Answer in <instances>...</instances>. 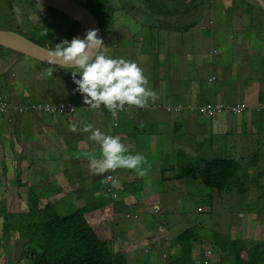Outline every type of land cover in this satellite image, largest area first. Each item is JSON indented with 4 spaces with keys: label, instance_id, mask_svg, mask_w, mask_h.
I'll list each match as a JSON object with an SVG mask.
<instances>
[{
    "label": "rangeland",
    "instance_id": "1",
    "mask_svg": "<svg viewBox=\"0 0 264 264\" xmlns=\"http://www.w3.org/2000/svg\"><path fill=\"white\" fill-rule=\"evenodd\" d=\"M109 1L118 11L112 12V18L109 20L112 22V30L108 25L104 26L102 18L98 16L100 25L104 27L102 29L104 47L101 51L112 58L135 61L144 70V74L149 80L148 86L151 89L154 87V91L158 95L161 94V99L155 101L157 106L167 104L198 106L200 103L214 99L225 102L226 96L215 98V93L222 83L223 74L219 80H210L213 75L218 73V61L224 53L220 39L227 35L246 36V33L251 34L252 37H255L257 33V36L264 38V5L259 0H236L233 3L230 0H212L210 4L215 6L216 11L206 12L200 22L188 29L159 28L153 25L154 22L149 24L144 22L147 18V11L144 9L141 11L142 2L141 7L136 9L129 3L130 0H126L128 1V8L123 13L120 11L121 1ZM169 3L171 4L169 10L172 12H176L178 8L184 10L188 7V3L183 0H169ZM47 7L36 0H0V30L27 33L41 27L47 30L55 29L57 34L63 36L70 32V37H64L63 40L73 38L77 34V25L70 24L68 15H63L57 10H49ZM235 12H238L237 16L234 15ZM237 48L241 59L248 58L254 61L257 57L252 46L243 47L242 43L237 45ZM214 49H217V52L211 53ZM7 50L9 52L5 55L6 58H0V95H4L13 105L35 106L36 108L26 113L10 111L0 114V205L17 204L14 199H21L22 197L18 196L21 194H24L23 199L26 197L28 191L22 185V178L28 186L35 188L38 192H41L42 189L44 194L50 196L57 193L55 199L61 196L69 197L67 193H61L64 189H69L71 191L70 196L79 195L88 205L103 201L109 195L106 190H102L104 187L107 188L108 183L102 184L100 178L95 177L93 182L94 187L100 186L99 191L102 192V199L96 201L94 193L83 192L82 186L79 189H74V187L71 189V181L67 178H64L60 183L56 177L53 179V175L50 174L48 178L52 181L43 180L46 172L44 170H41L43 172L38 171V165L33 166L37 152H30L31 148H35L30 143L31 141L42 142V139L47 137L55 139L57 148L51 149L49 152L62 162L60 154L64 146L61 148L59 141L62 138L65 141H72L74 135L79 133L70 131L65 122L61 125L59 124L60 121L58 124L50 122V125L60 127L56 130L57 132L53 133L49 130L40 129L33 121L25 122V120L30 114L34 118L40 116L38 106L42 100L51 103L52 95L60 97L63 94L67 96L68 81L75 85L71 87V91L78 94V98L75 99L76 104L71 102L69 105L72 111L69 110L68 112L72 115L73 121L72 123L71 120H67L70 124L83 127L84 123H91L94 127L99 128L100 118H103L106 119L105 123L110 125V131L113 124L122 125L121 123L127 118L126 116L128 118L129 116H137L141 114L139 111L143 108L127 107L126 111L118 112V119H114L104 105H101L100 110H90L89 105L84 103L83 94L75 91L78 86L73 80L72 71L76 69H65L55 64L46 63L17 50L8 49V47ZM231 66L227 65L225 68L231 71ZM49 68H52L51 73ZM258 68L254 64L250 66V78L248 79L237 80L238 77H245L244 72H238L236 74L238 77L232 74L229 81L231 91L234 93L235 88V93H238L247 85L245 80H255L260 74ZM79 78L80 74L77 73V79ZM63 95L57 102L65 101L62 99L64 98ZM152 104L154 105V103ZM225 104L238 105L237 103L231 104V102L229 104L225 102ZM245 104L247 103L245 102ZM146 108H150V104ZM257 110L264 111V108L257 107ZM158 112H161V109ZM50 115L56 117L58 114ZM64 116L67 117V115ZM164 116L166 118H164L163 125L155 127V136L148 141L151 145L150 150H153L149 161L153 162L154 168L148 171L146 181H149L148 185L145 184L147 189L160 194L161 210L153 207L150 213L142 211L138 216V218L147 216L150 224L143 227L147 232L157 231L153 233L155 237L159 235V240L156 243L158 245L157 253L164 252V250L172 251L173 249L169 246L177 241L182 232L188 228L191 229L192 226L195 227V231H193L195 236L204 238V245L195 244L196 255L202 257L203 254L200 252L204 248V255L208 256V264H220L221 257L218 249L214 247V236L224 229L225 236L229 237L232 231V228L228 226L229 222H240L235 236H247L250 238L247 242L264 240V113L259 112L257 117L251 118L249 112L242 114L234 112L218 114L216 112L212 114L213 119H211L207 118V115H205L206 117L199 115L196 110H184L171 114L164 113ZM224 118L227 119L231 129L238 130L245 135V138L237 143L242 147L243 152H247L249 149L253 150L250 159H244L243 155L231 151L230 140L232 141V138L220 136L222 132L220 120ZM60 120L62 119L60 118ZM178 120L184 126L174 134V123ZM217 120L219 122L218 128L213 130L211 124ZM147 131L152 132L153 130L151 128ZM89 135L83 132L82 142L85 144H83V152L80 154V156L83 155L82 161L87 162L88 167L89 159L85 153H94L97 156L100 153L99 145L89 140ZM117 135L124 139L122 143L128 147L130 153H137L133 151L134 147L131 146L125 134L121 132ZM133 140L131 138V142ZM197 142L200 143L199 151L202 157L209 158L207 160L232 157L241 164L238 176L242 180L243 191L234 188L231 191L220 192L202 187L201 182L191 186L183 180L174 178L176 171L171 167V164L177 162L176 155L180 154L176 153L174 148L185 150L186 144ZM232 146L237 148L235 143H232ZM20 149H22V153L18 152ZM24 153L27 156L24 157ZM185 155L187 161L195 158L191 156L188 150H186ZM145 167L147 166L145 165ZM78 168L80 169L79 166ZM39 172L44 186L38 190L33 184V179L39 182L37 178ZM116 173L118 176L132 175V177H136L134 170L125 168L106 173L105 176H112ZM91 175L92 172L89 168V176ZM14 183H17L18 186H12ZM90 183L92 184V182ZM100 192L97 197H99ZM139 198H141V192ZM73 204L70 200V202L60 204V207L65 213H69L76 208ZM79 205L81 204L78 203ZM120 213L123 214L122 218L125 220V224L136 216L135 211L125 212L121 210ZM223 220L226 224L222 227L221 222ZM241 223L244 224L243 227ZM2 227L0 221V237L3 238ZM122 228L127 227L120 226L116 229L119 232H114L110 229L109 223V229H106L104 235L113 238L117 243L125 242L126 233ZM108 230L112 231V236ZM114 235H116V239ZM184 235L183 240L186 239V231ZM133 237L140 238L137 234ZM14 244L16 245L17 242L11 244L7 239L0 240V252L3 251L5 254V259L0 261V264L24 263L23 259H18L20 251L17 248L12 249L14 254L8 253L9 247ZM174 244L178 250L180 245ZM146 249L150 248L147 247ZM145 263L150 264V262ZM197 264H202L201 258L197 260Z\"/></svg>",
    "mask_w": 264,
    "mask_h": 264
},
{
    "label": "trees",
    "instance_id": "2",
    "mask_svg": "<svg viewBox=\"0 0 264 264\" xmlns=\"http://www.w3.org/2000/svg\"><path fill=\"white\" fill-rule=\"evenodd\" d=\"M77 1L85 4L97 17H101L104 26L108 25L112 30V22H109V20L112 18V12L118 11L114 8L112 2L109 0ZM183 1L188 3V7L184 10L178 8L176 12H172L169 10L171 5L169 0H139V2L143 3L144 11H147V18L144 22L148 24L154 22V26L163 28L167 26L159 20L168 22L171 21L174 16L180 18L182 14L186 21L181 27L188 29L201 21V18L205 16L210 8V2L212 0ZM47 8L49 10H57L49 6ZM57 11L61 12L63 15H67L60 10ZM120 11L123 13L125 12L123 7H121ZM69 17L67 18L70 20V24L77 25V34L74 37L83 38L82 23L71 16ZM191 19L194 20L191 21ZM101 28L103 29L104 27L101 26ZM44 30L45 29L38 27L32 32L20 33L34 42L52 49L55 48L56 44L61 43L64 37H70V32L63 36L57 34L55 29L48 30L47 35H41ZM71 39H69V41H71ZM8 52L6 46L0 45V58H6L5 55ZM67 83L68 88H66V92L68 95L64 96L62 94L64 96L62 99L65 101L57 102L62 95H60V97L52 95L53 100L51 103H56L58 105L63 104L64 106H67V104L71 102L76 104L75 99L78 98V94L71 91V87L75 85L72 84L71 81ZM152 90H155V88L153 87ZM2 98H4V95H0V100ZM209 102L215 104L220 101L213 100ZM149 104L150 108L145 107L140 111L144 113L149 112L148 121L153 131L155 128L152 126L159 123L154 121L153 118L158 119L159 117L161 118L160 122L163 123L164 118H166L164 113L171 114L172 112H183L184 110H196L199 115H203L198 107L188 108L183 104L157 106L156 102L154 103L155 106L151 102H149ZM188 105L190 106L191 104ZM178 106H181V108L177 109ZM170 107L172 109H170ZM159 109H161V112H158ZM68 111L67 108V110L64 109V112L59 111L58 114L70 115ZM207 118L212 119V117ZM176 122L178 125L173 132L174 134L179 132L184 126L181 121L178 120ZM129 124L130 127L134 128L133 118L130 119ZM44 130H49V127L46 126ZM128 132L131 134L134 132V129ZM149 134H151V132H149ZM241 135L245 138L243 134ZM45 143H47L48 150L57 148V144L50 139L45 141ZM148 144L150 148L141 147L140 154L144 155L149 162L153 150H150L151 145L149 142ZM153 145L155 146V144ZM174 149L176 153L178 152L181 154V158L180 154H177V162L171 164V167L176 171V175L174 176L175 179L183 180L191 186L201 182L202 187H208L210 190H218L220 192L231 191L234 188H238L241 191L244 190V187L241 186L242 180L238 176L241 164L232 157H219L207 160L209 158L199 155L193 160L187 161L185 155L187 150L186 147L185 150ZM18 151L21 152L22 149ZM47 171H49L48 168ZM22 185L28 191V194L24 197L25 200L23 199L24 194H21L18 195L22 197L21 199H14V201H17V204L0 205V221L3 225V238L0 237V240L7 239L11 244L17 242L16 245L14 244L9 247L8 253L14 254L12 249L17 248L20 251V257L18 259H23V264H127V252L130 249L128 248L130 245H138L139 247L141 244H150V242L152 244V237L150 236H147L146 240H136V237H133L132 243L124 246V249L120 250L116 249L117 244L115 245L113 238L104 235L106 229H109V217H112L111 212H116L117 214L115 216L120 217L121 210L133 212L140 209L139 207L141 204H145L142 197L143 194L148 195V189L143 182V178L139 176L124 183L123 190L127 196L120 202H113L111 196L108 195L110 200L104 199L101 202L97 201L93 205H88L79 195L70 196L71 191L68 189L64 190H68L66 193L70 198L68 196H61L62 198L55 199L57 194L50 196L38 192L35 188L28 186L23 178ZM140 192L141 198H139ZM70 200H72L76 208L69 213H65L60 207V204H65V202H70ZM78 203L81 205L78 206ZM19 207L21 208L19 209ZM107 208H109L108 214L106 213ZM108 233L112 236L111 230H108ZM136 234L135 232L134 235ZM183 234H185V232ZM182 240L183 238L180 240V243H182V248L180 250L183 254H178L173 259L170 258L171 255H166L167 258L171 260H161L160 264H197L199 258H201L202 264H208L209 261L206 263V258L204 257V248L200 252L203 254L202 257L197 256L193 252V242H197V237L194 233L188 230L186 232V239ZM247 241L231 240L229 238L222 240L219 238L218 234H216L214 236V247L218 249L221 257L219 263L264 264V240L259 242ZM203 244L204 239L201 242V245ZM149 251L150 250H148L147 253ZM4 259L5 254L1 251L0 261ZM148 262L147 260V263ZM18 264L22 263L19 262Z\"/></svg>",
    "mask_w": 264,
    "mask_h": 264
},
{
    "label": "crops",
    "instance_id": "3",
    "mask_svg": "<svg viewBox=\"0 0 264 264\" xmlns=\"http://www.w3.org/2000/svg\"><path fill=\"white\" fill-rule=\"evenodd\" d=\"M230 1H231V3H233L236 0H230ZM261 4H262V2H261ZM215 11H216L215 6L213 5V6H210V8L208 9L207 12L212 13ZM263 14H264V12H263ZM234 15L237 16L238 12H235ZM220 41L222 42V48L224 49V53L218 61V65H219L218 73L216 75H213V77H215V80H219L220 76L223 74V79H222V83L219 85L218 91L215 93V98H217V97L222 98L223 96H226L227 98L225 99V102H231V104H233V103L241 104V103L246 102L250 107L245 111V113L249 112V116H251V118L257 117L259 112L264 113V111H259L256 109L257 107H259V108L264 107V38L257 36V33H256L255 37H252L251 34L246 33V36L227 35L223 39H220ZM242 43H243V47H249V46L253 47V51L257 54V57L255 58L254 61L251 59H248V58H244V59L239 58V52H238L237 45L242 44ZM253 64L259 67L258 71L260 74L257 75V78L255 80H245V83L247 84L245 86V88L243 90L240 89L238 91V93H235V88H234V93H233L231 91V86L229 85L230 76L232 74L237 76L236 74L238 72H244L245 77L239 78L237 76L238 77L237 80L239 81L241 79L250 78V75H249L250 71L249 70H250V66ZM227 65H232L231 71H228L225 68V66H227ZM239 88H241V87L239 86ZM158 97H159L158 99H161V94H159ZM232 98H233V101H232ZM209 101H213V100H209ZM206 102H208V101H206ZM206 102H204V103H206ZM200 104H203V103H200ZM139 112H141V111H139ZM148 113L149 112H147V113L141 112V114H139L137 116H133V117L129 116V118H128V116H126L127 118H125L124 122L121 123L122 125L113 124L112 130H110V131H109L110 125L108 123H105L106 119L100 118L101 122L99 123V129L102 132H105L107 134H111L114 136L117 134H121V132H122L123 134H125L127 136L126 138H128L131 146L134 147L133 151L137 152V153H141V147L150 148L148 141L151 140L155 136L154 131H152L151 134H149V131H147V129H151V125L148 121ZM71 116L72 115H67V117H68V119H67V117H65L63 114H58L55 117V115L40 113V116L38 118H34V116L32 114H30L27 116L25 122L33 121L42 130H44L45 127L48 126L50 132L55 133V132H57L56 130L60 127L50 125L49 123L54 122L55 124H58V122L60 121L59 124L61 125L63 122H65L66 125L68 126L69 130H70V125H72V124L68 123L67 120H71V122L73 123ZM60 118L62 120H60ZM132 118L134 120V128L130 127V124H129L130 119H132ZM153 120L159 122L157 125L152 126L153 128H155V126L157 127V126L163 125V123L160 122L161 118H159V117H158V119L153 118ZM220 121H221L220 122L221 123V129H222L220 136L226 137V138H232V141L230 140V145H231L230 147H232L231 151H234L236 154L243 155L244 159L245 158L250 159L251 158L250 154L253 153V150L249 149L247 152H243L242 147L237 143L239 140L244 139V137L241 135L243 133L238 131V130H231L226 118L221 119ZM174 124H175V128H176V126L178 125L177 122H175ZM180 124H182V123H180ZM218 125H219L218 120L214 121L211 124V128L213 130H216L218 128ZM81 127L82 126L78 125V128H81ZM132 129H134V132L130 134L128 131H131ZM234 129H236V128H234ZM77 132L79 134H75L72 141H67V140L65 141L63 138L61 141H59L60 147L62 148V146H64L63 151L60 154V157L62 158V162L59 159H57L56 157H53L51 155V153L47 149V143H45V141H47L48 139H50L53 142L55 141V139H53L51 137H47V138H43L42 142L31 141L30 143L33 144L34 145L33 147H35V148H31L30 152L31 151L37 152L36 158L33 160V166L38 165V171L44 170L46 172V175L44 176L43 180L49 179L48 176L50 174L53 175V179H54V177H56L60 183L62 182V180L64 178H67L71 181V183H70L71 189L73 187H74V189H79V187L82 186L83 192H87V193L92 192V193H94V197L96 198V199L95 198L94 199L96 201L101 200L102 199L101 198L102 192L99 191L100 186L98 188H95L94 187L95 185H93V182H94L95 177L100 178L102 181V179L105 178V175L104 176H98V175L92 174L91 176H89L88 164H87V162L82 161L83 155L80 156V154L83 152L82 146H83V144H85L84 142H82L83 132L79 131V130ZM239 133H241V134H239ZM86 134H89V133H86ZM213 134H215V133L213 132ZM131 138L134 139L133 142H131ZM123 140L124 139L121 138V142ZM63 141H64V143H63ZM25 143H27V142H25ZM232 143H235L237 148L233 147ZM185 147L187 148V150L189 151V153L191 154L192 157H196V156L201 155V153L199 151V148H200L199 142H197L195 144H192V143L186 144ZM98 150L100 151V148ZM28 151H29V149L27 150V152ZM18 152H20V151H18ZM20 153H22V151ZM25 156H27L26 153H24V157ZM233 159H235V158H233ZM63 161H66V162H63ZM149 163L151 164L150 169L152 170L154 168L153 162L149 161ZM33 166L31 165V168ZM78 166L80 167L81 170L78 168ZM47 168L49 169V171H47ZM41 172H43V171H41ZM73 173H74V176H73ZM40 176H41V174L39 172V174H37V178H38L39 182H37L36 180L33 179V184L35 185V187L38 190L42 186H44V185H42V178ZM137 176L138 175L136 174V177ZM136 177H132V175H126L124 177L120 176V180L122 182V189L120 192L119 199L115 202H120L122 199H124L127 196L123 190L124 183L127 182L128 180H133ZM147 177L148 176L143 177V182L146 185H148L147 183L149 181V180L146 181ZM50 181H52V180H50ZM74 181H76V182L74 183ZM90 182H92V184ZM12 186H14V187L17 186V183L12 184ZM68 190H63V191H61V193L66 194V192ZM94 190H97V191H94ZM102 190H104V188ZM75 191H78V190H75ZM41 192H42V189H41ZM99 192H100V195H99V197H97ZM42 193H44V192H42ZM145 196L146 195L143 194V197H142L143 202L145 204H141V206L139 207L140 209H138V212L146 211L147 213H150L154 206H158L159 208H161V205L159 204V201L161 200V196L159 193H157L156 191H150L148 189V195L146 197ZM144 197H145V199H144ZM78 199H79V197H78ZM108 199L110 200V198L107 196L106 200H108ZM151 203H153V204H151ZM108 209L109 208L106 209L107 214H108ZM113 213H116V212H111V216ZM143 217L144 218H142L140 216L138 219H131L130 221H128L127 224H125V220L122 218V216L117 217L113 214L112 217H109L110 229L113 230L114 232H119L116 230V228H118L120 226L127 227V228H122V230L126 233V237L124 238L125 242L123 241L122 244H119L113 239L115 241V245L117 244L116 249L122 250V249H124V246L130 245L133 241V235L135 232L137 233V235L140 236V238H136V240H141V239L146 240L147 236L152 237V244L150 242L149 245L141 244V246H139V247H138V245H130L128 247L130 249L127 252V258H128L127 264H146L145 262H147V260L150 262V264H157L161 260H166V261L171 260V259L175 258L178 254H183V252H181V250H180L182 248V243H180L181 242L180 240L185 237V235L183 234L185 231L187 232L189 230L193 233V231H195L194 226H192L191 229L188 228L187 230L182 232L178 236L177 241L173 242V244H171V246H169L173 249L172 251L164 250V252L157 253L156 249H157L158 245L156 243L159 240V235H158V237H155L153 235V233L157 232L156 230L152 231V233H149L143 228L147 224H150V222L147 220V216H143ZM225 224H226V222H225V220H223L221 222L222 227ZM250 224L252 225V223H250ZM159 225H161V224H159ZM239 225H240V222H229L228 226H229V228H232L231 235L229 237H226L224 234L225 231H224V229H222L221 232H218L219 238L222 240L229 238L231 240H243V241H247L248 239H250L247 236H244V237L243 236H235V234L237 233L236 230L239 228ZM243 225L244 224L241 223L242 227H243ZM167 228H168V226H167ZM173 237H176V236H173ZM262 237H263V235H262ZM114 238L116 239V235H114ZM206 238H208V237H206ZM203 239H204L203 237L201 238L199 236V237H197V242H193V244H194L193 252L195 254H197V252H195V244L198 243V245H201V242L203 241ZM255 240H258V239L255 238ZM174 243L180 245L178 250H176ZM147 247L150 249H146ZM148 250H150V251L147 253ZM165 254L167 256L171 255L170 256L171 259L170 258L168 259L167 256L164 257ZM146 258H148V259H146ZM145 259H146V261H145ZM156 261H157V263H156Z\"/></svg>",
    "mask_w": 264,
    "mask_h": 264
},
{
    "label": "clouds",
    "instance_id": "4",
    "mask_svg": "<svg viewBox=\"0 0 264 264\" xmlns=\"http://www.w3.org/2000/svg\"><path fill=\"white\" fill-rule=\"evenodd\" d=\"M192 20L194 19H191V21ZM185 21V18H183L181 14L180 18L174 16L171 21H162V23L170 28H183L181 25H184ZM47 31L48 30L45 29L41 35H47ZM97 32V29L88 30L83 38L74 37L71 41L65 39L61 43L56 44L55 48L49 51V63L65 69H76L72 71L73 80L78 86L75 91L83 94L84 103L89 105L88 108L90 110H100L101 105H104L115 119L118 112L126 111L128 109L127 107L135 106L145 108L148 107L150 101L155 103L159 97L158 94L148 86L149 80L145 76L144 70L133 60L112 58L101 51L104 47V42L98 37ZM216 52L217 49L211 51V53ZM49 72H52V68H49ZM77 73L80 74L79 79H77ZM210 80H215V77L210 78ZM0 102L8 104V110L3 113L0 112V114H5L10 111L26 113L36 108L35 106L13 105L6 97L2 98ZM42 102L44 103H40L38 106L40 113L58 114L59 111L64 112V110H60L63 104H52L44 100H42ZM210 103L211 102L208 101L198 106L193 104L190 106L200 109V107ZM223 103L226 105L225 102H222V104ZM227 103L229 104L230 102ZM238 105H246L245 110L238 114L244 113L250 107L245 103ZM187 107H189V105H187ZM225 112L226 111L218 112V114H223ZM202 114L206 115V113ZM78 130L89 133L88 139L95 142L100 147L99 156L94 153H85L89 159V168L93 175L104 176L106 173L114 172L119 168H125L134 170L141 178L147 176L148 170L151 168V164L148 162L147 158L140 153H130L128 147L121 142L120 136L102 132L91 123H84L81 128H78L77 124L70 125V131L76 132ZM145 165L147 167H145ZM115 176L118 180L114 179L111 175H107L101 181L102 184L108 183L107 188L109 182H111L113 188H116L117 194H111L108 189L104 187V190L109 193L113 202L119 199L122 189L120 176H118L117 173ZM154 208L161 209L158 206H154ZM135 212L136 216L132 219H137L141 213L138 212V210ZM116 214L117 213H114V215ZM119 216H122V213H120ZM164 257H166V255H164ZM204 257L206 258L205 255Z\"/></svg>",
    "mask_w": 264,
    "mask_h": 264
},
{
    "label": "water",
    "instance_id": "5",
    "mask_svg": "<svg viewBox=\"0 0 264 264\" xmlns=\"http://www.w3.org/2000/svg\"><path fill=\"white\" fill-rule=\"evenodd\" d=\"M39 3L53 7L78 20L83 25V37L88 30L97 29V35L103 40L101 25L97 16L84 4L76 0H36ZM262 4H264V0ZM162 22V20H159ZM0 45L6 46L30 57L49 63V51L53 50L40 45L25 35L13 30H0Z\"/></svg>",
    "mask_w": 264,
    "mask_h": 264
},
{
    "label": "built area",
    "instance_id": "6",
    "mask_svg": "<svg viewBox=\"0 0 264 264\" xmlns=\"http://www.w3.org/2000/svg\"><path fill=\"white\" fill-rule=\"evenodd\" d=\"M69 104H67V106H61V111L62 110H71L72 111V108L71 106H69ZM245 107L246 105H222V104H207L206 106H203V107H200V110L202 113H206L207 116H212L213 113H216V112H223V111H226V112H234V113H241L245 110ZM181 106H178L177 109H180ZM188 108H192V106H189ZM170 109H172L170 107ZM8 110V104L5 103V102H0V112L3 113V112H6ZM112 177L116 180H118L115 176V174L112 175ZM108 191L113 194V193H116V188H113L111 186V182H109V186H108ZM208 262V256H206V263Z\"/></svg>",
    "mask_w": 264,
    "mask_h": 264
},
{
    "label": "flooded vegetation",
    "instance_id": "7",
    "mask_svg": "<svg viewBox=\"0 0 264 264\" xmlns=\"http://www.w3.org/2000/svg\"><path fill=\"white\" fill-rule=\"evenodd\" d=\"M77 1V0H76ZM118 1H121V3H120V5H121V7H123L124 8V10L126 11L127 10V3H128V1H126V0H118ZM79 2V1H78ZM129 3L132 5V6H135L136 7V9H138V8H140L141 7V2H139V0H130L129 1ZM50 7V6H49ZM53 8V7H52ZM143 8H141V11H143L142 10Z\"/></svg>",
    "mask_w": 264,
    "mask_h": 264
}]
</instances>
